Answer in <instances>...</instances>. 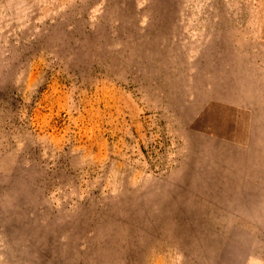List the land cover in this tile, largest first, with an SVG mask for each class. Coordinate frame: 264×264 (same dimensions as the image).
<instances>
[{"label": "rangeland", "instance_id": "1", "mask_svg": "<svg viewBox=\"0 0 264 264\" xmlns=\"http://www.w3.org/2000/svg\"><path fill=\"white\" fill-rule=\"evenodd\" d=\"M0 264H264V0H0Z\"/></svg>", "mask_w": 264, "mask_h": 264}]
</instances>
